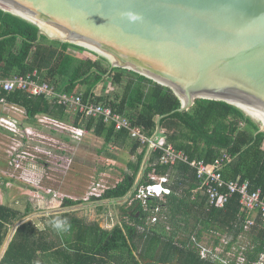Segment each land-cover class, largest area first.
Returning a JSON list of instances; mask_svg holds the SVG:
<instances>
[{"label": "trees", "instance_id": "16d2710c", "mask_svg": "<svg viewBox=\"0 0 264 264\" xmlns=\"http://www.w3.org/2000/svg\"><path fill=\"white\" fill-rule=\"evenodd\" d=\"M70 49L88 51L53 39L38 25L0 8V74L4 78L38 71L41 80L60 92L81 95L85 103L110 106L148 138L154 135L158 118L163 116L160 124L168 143L191 160L213 163L229 155L223 177L249 180L252 190L261 188L264 194V130L260 121L223 100L197 98L190 109L179 111L182 101L170 87L132 70L112 67L108 58L92 50L94 59H81ZM108 78L113 91L98 93V85ZM2 98L22 108L24 122L29 125H36L39 115H47L86 129L102 138L105 148L122 149L135 158L125 162L128 170L117 184L101 196H93L95 200H125L117 205L120 220L109 227L65 210L48 216L46 226L40 228L28 219L34 213L30 204L21 210L0 203V264H223L200 255L201 246H220L223 234L230 238L226 251L235 244L236 256L242 253L245 264L260 261L264 225L258 218L251 229L244 228L247 213L239 195L235 194L224 207L212 204L209 195L199 189L200 181L189 164H162L163 150L147 152L148 142L132 138L125 128L117 129L115 122L84 118L44 95L34 96L24 90L7 92L0 87ZM0 107L3 112L1 103ZM111 155L115 157L113 152ZM154 170L160 175L169 174L171 194L163 199L149 198L147 205L139 201L130 204L138 187L153 182L149 175ZM79 203L82 200L64 198L62 206L68 209ZM208 236L213 242L207 240ZM246 236V245L238 244L239 237Z\"/></svg>", "mask_w": 264, "mask_h": 264}, {"label": "water", "instance_id": "95a60500", "mask_svg": "<svg viewBox=\"0 0 264 264\" xmlns=\"http://www.w3.org/2000/svg\"><path fill=\"white\" fill-rule=\"evenodd\" d=\"M0 4L41 32L42 26L59 32L53 39L83 46L108 58L112 67L134 70L170 87L182 101L179 111L190 109L197 98L214 99L240 103L264 120V0Z\"/></svg>", "mask_w": 264, "mask_h": 264}, {"label": "rangeland", "instance_id": "374dc122", "mask_svg": "<svg viewBox=\"0 0 264 264\" xmlns=\"http://www.w3.org/2000/svg\"><path fill=\"white\" fill-rule=\"evenodd\" d=\"M42 31L51 38L58 36L45 26H42ZM69 52L81 59L96 57L90 53V49L84 52L71 49ZM104 85L100 87L113 91L109 81ZM244 112L262 122L261 118L246 110ZM10 114L19 118L15 120L16 133L10 134L0 128V203L21 210L30 204L34 213L28 219L34 220L40 228L46 226L48 216L65 210L87 221H97L104 227L111 226L110 200H95L93 196H101L122 177L121 169L125 166L117 160L110 161L109 153L113 152L123 159L128 151L105 148L103 139L87 132L75 136L69 130L70 125L63 121L56 123L57 120L47 115H39L37 124L29 125L24 122L25 116H20L22 111L13 110ZM76 138L80 141H76ZM64 198L82 200V203L67 209L62 206ZM227 236L223 234L222 242L227 240ZM207 240L211 241L212 238L208 236ZM247 241V236L239 237L238 244L245 246ZM223 244L216 252L220 262L228 264L222 260L232 259L235 254L231 250L226 251L227 246Z\"/></svg>", "mask_w": 264, "mask_h": 264}, {"label": "built area", "instance_id": "2783aa9c", "mask_svg": "<svg viewBox=\"0 0 264 264\" xmlns=\"http://www.w3.org/2000/svg\"><path fill=\"white\" fill-rule=\"evenodd\" d=\"M0 87L7 92L24 90L34 96L44 95L49 100L66 106L70 112L81 114L84 118H103L106 123L115 122L117 129L125 128L134 136L140 137L144 143L148 142L150 150H163L164 154L161 157L162 164L174 165L178 161L189 164L195 170L197 179L200 181L199 189L209 195L212 204H216L218 207H224L235 194L239 195V202L243 210L247 213L244 223L246 230L251 229L256 224L258 218L261 219L264 225V194L262 189L252 190L249 180H226L223 177L222 170L225 164L231 159L229 155L224 154L213 163H207L203 159L191 160L184 151L178 150L172 143H168L166 140L167 136L163 132L155 138H148L142 133L140 128L132 125L129 118L115 112L110 106L95 102L85 103L81 95L60 92L50 83L41 80L38 71L27 75H15L10 78H4L0 74ZM0 103L3 108L10 106L5 98H2ZM12 107L15 109V106ZM50 119L53 120V118ZM55 122L59 123V121ZM16 123L15 120L5 115L0 116V127L13 133L17 132L15 129ZM70 126L69 130L76 134L75 136H82L85 132H88L86 129L78 128L74 125ZM149 177L153 182L138 187L135 195L129 201L130 204L134 201H139V203L142 202L143 205H147L149 198L158 197L162 199L166 195L171 194L172 189L168 185L170 182L169 174L160 175L154 170L150 173ZM156 220L157 217H153V221ZM224 242L228 244L229 241L224 240ZM217 250L218 247L201 246L200 254L203 258L210 257L212 259H219L220 256L216 252ZM230 252L236 255V247L233 246ZM235 255L232 259L222 261L231 264V261L236 260V264H245L246 257L242 253L238 256ZM257 264H264V254Z\"/></svg>", "mask_w": 264, "mask_h": 264}, {"label": "crops", "instance_id": "0c3cea01", "mask_svg": "<svg viewBox=\"0 0 264 264\" xmlns=\"http://www.w3.org/2000/svg\"><path fill=\"white\" fill-rule=\"evenodd\" d=\"M71 50V49H70ZM91 53V52H90ZM97 53V52H96ZM133 77V76H132ZM111 80V78H108V80L106 81V82H108V81H110ZM105 83V82H104ZM104 83H101V84H103V86H105L104 85ZM110 83H111V81H110ZM101 84H99L98 85V87H97V89H96V91L98 92V93H101V92H104L105 94L106 93H109L110 91H106L105 89H102L101 87H100V85ZM105 90V91H104ZM12 106H14V105H10L9 107H7V108H3L2 110H3V112L1 111V113H0V116L1 115H5V116H7V117H9L10 119H13V120H17V118H19V117H17L16 115H12V114H10V111H13V110H20V111H22V115H20V116H25V114H24V110L22 109V108H19V107H17V106H15V109L12 107ZM6 111V112H5ZM17 117V118H16ZM160 118V117H159ZM158 118V119H159ZM161 122V121H160ZM262 123V122H261ZM157 124H158V121H157ZM262 127V126H261ZM141 129V128H140ZM157 130V129H156ZM142 131V130H141ZM130 132V131H129ZM156 132V131H155ZM163 132V134H166V131H165V129H162L161 127H160V130H159V132L157 133V135H155V133H154V135L152 136L153 138H155L156 136H158L160 133H162ZM87 133H90L89 131L87 132ZM144 134V133H143ZM130 135H131V137L132 138H136V139H139L140 140V137H138V136H134L131 132H130ZM167 136V135H166ZM96 138H100V137H97V136H95ZM151 137V138H152ZM100 139H102V138H100ZM76 140L79 142L80 140L79 139H77L76 138ZM143 142V141H142ZM113 148V147H112ZM150 151H152L153 152V150H150L149 149V144H148V148H147V152H150ZM115 157H112V155L111 156H108V158H109V160L110 161H118L120 164H122V165H124L125 166V162L126 161H128V160H133L135 157L133 156V155H130L128 152H126V155H125V157L123 158V159H120V158H118L116 155H114ZM146 160H147V157H146ZM228 163V162H227ZM226 163V164H227ZM225 164V165H226ZM123 166V167H124ZM225 167V166H224ZM124 170L125 171H127L128 169H126V166L124 167V168H122L121 169V174H122V177H123V172H124ZM104 174H108L107 172H105ZM140 176V175H139ZM122 177H121V179H122ZM120 179V180H121ZM119 180V181H120ZM118 181V182H119ZM117 182V183H118ZM116 183V184H117ZM170 183V182H169ZM169 185V184H168ZM170 186V185H169ZM171 187V186H170ZM163 199V198H162ZM110 203L112 204V208L110 209V216H111V220H112V225H114V224H116L119 220H120V217H119V209H118V206L117 205H123L124 203H125V200L124 201H114V200H110ZM243 238V237H242ZM201 255V254H200Z\"/></svg>", "mask_w": 264, "mask_h": 264}, {"label": "bare ground", "instance_id": "6f19581e", "mask_svg": "<svg viewBox=\"0 0 264 264\" xmlns=\"http://www.w3.org/2000/svg\"><path fill=\"white\" fill-rule=\"evenodd\" d=\"M0 5H1V4H0ZM1 6L4 7L3 5H1ZM9 9H10V7H9ZM25 15H26V14H25ZM26 16H29V15H26ZM56 33H57V32H56ZM59 34H60V33L58 32L57 35L59 36ZM57 35H56V36H57ZM239 105H240V107H241L243 110H246L247 112H249V113L252 114L253 116H255V117H257V118H258V117L261 118V117L258 116L256 113H254L252 110H250L248 107H246V106H244V105H242V104H240V103H239ZM260 120L264 123V120H263L262 118H261Z\"/></svg>", "mask_w": 264, "mask_h": 264}, {"label": "clouds", "instance_id": "9594fccd", "mask_svg": "<svg viewBox=\"0 0 264 264\" xmlns=\"http://www.w3.org/2000/svg\"><path fill=\"white\" fill-rule=\"evenodd\" d=\"M227 240L230 241V238H227ZM221 243L223 244V243H225V242H221ZM223 245H224V244H223ZM225 245L227 246L228 244L225 243ZM206 246H208V245H206ZM220 246H221V245H220ZM208 247H213V246H212V245H209ZM217 247H219V246H217ZM236 262H237V261H236Z\"/></svg>", "mask_w": 264, "mask_h": 264}]
</instances>
